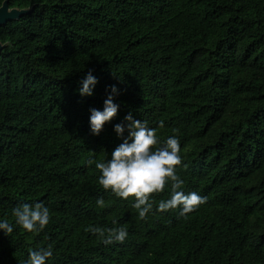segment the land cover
Returning a JSON list of instances; mask_svg holds the SVG:
<instances>
[{"label": "trees", "instance_id": "trees-1", "mask_svg": "<svg viewBox=\"0 0 264 264\" xmlns=\"http://www.w3.org/2000/svg\"><path fill=\"white\" fill-rule=\"evenodd\" d=\"M5 2L32 10L0 25V219L36 201L50 219L0 230V264L48 245L46 264H264V0ZM88 71L97 83L80 95ZM112 85L117 114L94 135L90 109ZM129 112L179 138L177 174L203 204L156 211L166 184L141 219L99 185L87 161L110 156ZM113 221L122 243L87 230Z\"/></svg>", "mask_w": 264, "mask_h": 264}, {"label": "clouds", "instance_id": "clouds-1", "mask_svg": "<svg viewBox=\"0 0 264 264\" xmlns=\"http://www.w3.org/2000/svg\"><path fill=\"white\" fill-rule=\"evenodd\" d=\"M97 83V77L88 71L81 80L78 89L80 95H92ZM118 93L115 85L103 101V108H91L89 115L90 131L99 135L105 122L110 121L116 114L119 105L114 102V94ZM125 122L116 123L113 128L122 142L117 144L105 160L90 158L88 165L99 170L97 177L99 185L110 191L116 197L127 199L133 197L132 207L138 210V216L143 219L153 211L152 193H159L170 185L167 199H161L155 206L156 211L164 212L179 209L180 215H185L203 204L206 197L195 191H185L184 181L177 174L176 166L181 163L180 140L176 135H170L162 142L156 135V130L148 126L147 121L135 119L131 112L124 117ZM127 130V135L125 131ZM96 204L105 206L103 197H98ZM14 223L0 219V230L6 235L13 232L14 226L19 225L29 232H39L44 229L50 219V210L43 201L22 203L12 209ZM88 227V231L97 235L105 245L114 242H124L128 230L122 225ZM52 256V247H40L28 253L24 264H46Z\"/></svg>", "mask_w": 264, "mask_h": 264}, {"label": "water", "instance_id": "water-1", "mask_svg": "<svg viewBox=\"0 0 264 264\" xmlns=\"http://www.w3.org/2000/svg\"><path fill=\"white\" fill-rule=\"evenodd\" d=\"M32 9H16V8H10L8 6V3L5 2L0 7V25L8 22L11 19H17L21 15L30 12ZM1 48V45H0Z\"/></svg>", "mask_w": 264, "mask_h": 264}]
</instances>
